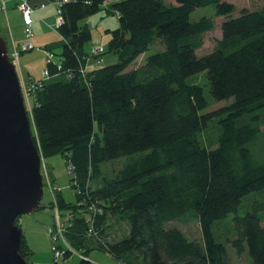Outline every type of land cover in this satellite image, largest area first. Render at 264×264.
Listing matches in <instances>:
<instances>
[{"label":"trees","instance_id":"trees-1","mask_svg":"<svg viewBox=\"0 0 264 264\" xmlns=\"http://www.w3.org/2000/svg\"><path fill=\"white\" fill-rule=\"evenodd\" d=\"M106 1L62 3L61 40L47 48L57 60L47 63L49 77L29 92L37 150L44 159L60 155L74 168L76 203L55 198L58 212L69 215L68 248L59 246L63 261L75 251L78 264H92L98 251L116 264H230L212 228L234 214L227 243L238 255L246 252L251 264H264V202L237 214L245 197L264 191V0L240 10L231 0ZM207 6L223 19L221 39L198 56L213 24L205 18L193 23L190 15ZM102 10L118 18L107 31L106 51L117 63L106 67L95 65L85 49L92 34L81 25ZM156 42L164 50L130 69ZM90 58L94 68L85 70ZM202 72L211 98L230 101L210 114H201L208 107L202 88L188 81ZM214 119L219 135L213 149L201 135ZM120 159L126 162L105 177L102 166ZM192 221L201 242L169 225ZM116 223H125L127 233L109 241ZM19 254L28 263L33 254L23 235Z\"/></svg>","mask_w":264,"mask_h":264},{"label":"rangeland","instance_id":"rangeland-1","mask_svg":"<svg viewBox=\"0 0 264 264\" xmlns=\"http://www.w3.org/2000/svg\"><path fill=\"white\" fill-rule=\"evenodd\" d=\"M5 3L6 11H0V16L3 15L5 20V13L7 14L8 18L11 17L12 13H16V3L17 0H2ZM49 5L53 12L54 21L46 22L44 13L43 15L38 16L36 18V24L41 22L38 19H42L43 22L47 23L48 25H52L54 27V31L50 28L47 30L44 28V32H49V37L53 40V42L59 40V34L57 31L58 21L59 18L57 8L59 7L58 3H52L50 1ZM168 4H175V0H166ZM231 3H234V6L238 10L247 8V9H255L259 8L262 4V0H231ZM1 6V0H0ZM2 14V15H1ZM234 14H237V10H235ZM207 19L212 21L213 26H211L210 31H207L203 35V46L202 48L197 51V55L201 56L213 51L216 46V42L221 39V30L220 25L223 22V19L215 17V8L214 6H207L204 8H199L194 10L190 15V21L193 23H197L201 21V19ZM92 34V40L85 46V49L90 53L93 46H98L104 49L105 54L102 55L103 63L102 66H110L117 63V57L113 54L106 53L107 51V43L109 41V34L107 29H112L118 26V18L115 15H107L105 10L90 16L87 20L83 21L81 25L87 24ZM46 29V30H45ZM50 39V38H48ZM35 44V43H34ZM36 45V44H35ZM36 47V46H34ZM35 50L30 52H25L26 62L31 63L29 66V70L33 75L38 77L40 74L43 78V72L46 69L47 64V57L42 59L43 55L38 53ZM164 46L160 42H156L153 46L149 47V49L140 55L135 62L131 65L130 69H134L140 65H142L145 60L156 52L163 51ZM42 61L40 60V58ZM57 58L54 57V61ZM94 60L91 58L88 59L86 66H92ZM16 69L18 73L19 71V62L15 63ZM25 73V71H24ZM21 75V74H20ZM26 75V74H25ZM26 79V78H25ZM22 81V80H21ZM189 83L196 84L200 86L204 92V97L207 99L208 107L201 114H210L216 112L222 108H224L229 102L227 101H214L209 93V86L206 77V72H202L192 76L189 80ZM26 101V100H25ZM26 109L30 116L31 114V99L29 102H25ZM260 117L263 120L262 127L260 128L261 134H264V111L261 113ZM219 119H214L212 122L209 123L208 128L202 133L201 141L204 145L209 148H216V141L219 135ZM33 137L36 138V134L33 131ZM39 149V148H38ZM257 149L255 150V153ZM40 157L42 158L41 152ZM45 164L47 165L50 175L48 177L49 182L51 183V187H57L60 191L53 190L52 194L50 192V188L48 183L46 182V178L44 176L43 167L41 166V173L43 178V199L40 203L42 209L37 210L31 215H23L20 216L19 220L17 221L18 226L20 227L23 235V239L28 245L33 254L29 258V263L31 264H50L54 261V256L52 252V241L51 237L48 234V228L54 226L56 220V202L55 198L57 194H61L63 199L66 203H76V194L75 191L70 187V179L72 178V174H68L66 172V163L64 159L60 155H54L52 157L45 158ZM125 159H120L112 164H106L102 166V172L107 178H111L124 164ZM42 165V164H41ZM53 201V206L49 207V203ZM255 202H264V191L262 193H253L245 197L241 205L238 209V216L242 217L247 212L251 210V206ZM60 222L62 224H67L68 222V213L60 212ZM233 217L234 214L228 215L224 220L214 223L213 225V234L215 241L218 243L225 244L227 247V251L230 258V264H251L250 258L246 252L238 255L231 246L227 243L229 240H232L234 237V230H233ZM261 223L264 227V214L261 215ZM114 225V224H113ZM170 226L177 227L180 229L183 234L189 240H197L201 242V231L199 229L198 223L195 221L182 224L179 222H174L169 224ZM111 234V238L109 241H114L119 239L120 237L124 236L127 233V226L125 223H116L112 230L109 232ZM66 242V240H65ZM97 254V255H96ZM96 254H92L90 256L91 260L93 261L92 264H116V262L110 259L107 255L103 252L96 251ZM57 262L60 264H78L79 258L75 251H72V254L65 258L64 261L59 259Z\"/></svg>","mask_w":264,"mask_h":264},{"label":"water","instance_id":"water-1","mask_svg":"<svg viewBox=\"0 0 264 264\" xmlns=\"http://www.w3.org/2000/svg\"><path fill=\"white\" fill-rule=\"evenodd\" d=\"M42 177L19 75L0 36V264H30L19 254L15 223L39 210Z\"/></svg>","mask_w":264,"mask_h":264},{"label":"crops","instance_id":"crops-1","mask_svg":"<svg viewBox=\"0 0 264 264\" xmlns=\"http://www.w3.org/2000/svg\"><path fill=\"white\" fill-rule=\"evenodd\" d=\"M2 2L3 1L1 0V6H2ZM30 2L34 7H37L39 4H43V3L48 2V1L47 0H30ZM17 3H16V5H17ZM1 6H0V8H1ZM4 7H5V3H4ZM5 11H6V9L4 10V12ZM15 11H16V13H12L10 18H8L7 14L5 13V20H4L2 14H1L2 16H0V36L4 39L8 53H10V54L13 53L14 50H19L21 44L28 42L27 38L25 37V34H24V24L22 23L20 13L18 12L17 9H15ZM44 13H46V14H44ZM43 14L45 15L43 17L45 18L46 22L53 23V21H54L53 12L51 10L50 5L47 4L44 9H38L36 11V17L33 20V28H32L33 37L30 41L32 43L33 47L34 46L37 47L36 51L43 55L42 59L44 58V56H45V58L47 57V55H46V52L48 51L47 48L50 45L61 40V37L59 35V40L53 42L51 37H49V35H50L49 32H47V31L44 32V28H46L47 30L50 28L51 30L54 31V27L52 25H48L49 28H47V23H45V21L43 22L42 19H38L41 22L36 24V22H35L36 18H38V16L43 15ZM115 28L107 29V31L113 30ZM48 38H50V39H48ZM36 47H34V50ZM24 54H25V52L20 51L18 61L16 62V63L19 62V71H20L21 75L19 73H18V75L20 78V82H23V84H25L26 86H29L33 83H37V82L42 81L43 79H42L41 74L38 77H36L35 75H33V73H31V71L29 70V66L31 63L26 62L27 57ZM39 58H40V56H39ZM42 59L40 58L41 61H42ZM14 65L16 67V64H14ZM93 68H94V63L92 64V66H88V67L85 64V70H91ZM24 71H25V73H24ZM44 161H45V159L42 157V162H43L44 167L46 169V174H48V176H49L50 172H49V169H48V167ZM94 253L96 254V252H93L92 254H94ZM90 260H91V258H90ZM91 262L93 263L92 260H91Z\"/></svg>","mask_w":264,"mask_h":264},{"label":"built area","instance_id":"built-area-1","mask_svg":"<svg viewBox=\"0 0 264 264\" xmlns=\"http://www.w3.org/2000/svg\"><path fill=\"white\" fill-rule=\"evenodd\" d=\"M17 1H18V3L16 5V9L20 13L22 23L24 24V34H25V37L27 38L28 42H26L24 44H21L19 50H14L13 53H11V54L8 53L9 58H10V60H11V62L13 64H15L18 61V57H19V52L20 51L21 52H29V51L34 50V47H33L32 43L30 42L32 37H33V31H32L33 20L36 17V11L38 9H44L47 4L49 5L48 2H45L43 4H39L37 7H34L31 4L30 0H17ZM118 1L119 0H107L105 2V5H109V4H112L114 2H118ZM64 2H66V0H62L61 2H54V3H58V5H59V7L57 8V12H58V16H59V18L57 19V21H58L57 30L63 23L62 22V14H61V8L60 7H61L62 3H64ZM0 10L1 11L5 10L3 2H2V6H1ZM103 53H104V49H102V48H100L98 46H93L92 47L90 55L97 58L96 61H95V65H97V66L102 65V63H103V59H102ZM46 55H47V61H48L47 63H49V62L55 63L54 62L53 53L47 51ZM57 68L60 69L59 66H57ZM48 77H49L48 71L45 69L44 72H43V78L47 79ZM35 84L36 83H33V84L29 85V86H26L25 84H23V82H21V90H22V94H23V97H24V101L26 100L27 102H29V100H30L29 92L33 89ZM41 164H42L41 166L43 167L44 176H45L46 182L48 183V186L50 188L51 194H52L53 190L59 191V189L57 187H51L52 185H51V183L48 180V177H47L48 174H46V169H45L44 164L42 162V158H41ZM73 170H74V168L71 165V163L67 162V164H66V172L68 174H72ZM18 220H19V218H18ZM64 233H65V224H62L60 222V215H59V212H58V210L56 208L55 224H54V226L48 228V234L51 237V241H52V244H53L52 252H53V256H54V261L55 262H57L59 259L63 260L64 251L59 246L63 245L65 248H68V246H67V244L65 242V239H64Z\"/></svg>","mask_w":264,"mask_h":264}]
</instances>
